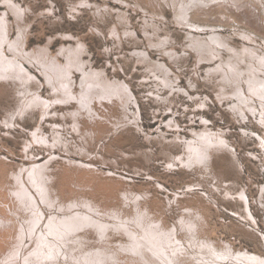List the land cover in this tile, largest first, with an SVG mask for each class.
Wrapping results in <instances>:
<instances>
[{"label": "rangeland", "instance_id": "rangeland-1", "mask_svg": "<svg viewBox=\"0 0 264 264\" xmlns=\"http://www.w3.org/2000/svg\"><path fill=\"white\" fill-rule=\"evenodd\" d=\"M10 1L0 0V16L6 19L0 27V52L9 57L3 60L5 69H0V187L9 186L14 191L18 183L24 182L30 184V192L37 197L28 180L30 165L36 160L45 164L43 173L49 176L45 179L54 194L53 208L45 207L39 199L47 217L51 213L61 216L64 211L58 209L60 203L80 198L117 208L128 204L127 214L140 208L143 215L157 222L156 227H170L179 236L184 220L202 219L206 223L202 229L211 239L263 255L261 237L247 228L250 223L242 218L246 213L238 198L242 187L249 200L258 198L257 186L264 184V162L248 154H260L254 147L256 137L249 133H261L263 126L252 115L253 122L244 120L229 109L232 102L216 96V84L205 80L206 65L198 63L191 49L183 50L189 43L187 28L176 24L172 7L161 1L160 8L155 0H148L144 8L137 6L143 0H124L130 5L117 0ZM119 10H123L121 14ZM257 22L262 23V18H257ZM223 26L220 31L225 35L234 33L230 25ZM252 30L262 44L264 34ZM157 36L167 38V47L182 54L184 58L178 64L152 45ZM233 38L240 46L241 39L234 35ZM8 42L35 53L43 61L40 55L45 60L54 56L60 63L66 61L59 53L61 46L81 44L80 56L87 69L100 70L109 82L118 79L130 86L129 109L121 107L119 97L111 96L109 100L92 102V114L75 117L76 102L51 101L49 114L41 116L40 106L29 104L30 98L37 92L50 100L59 90L46 82L37 63L25 62L20 53L16 57ZM138 50L150 55L145 57ZM14 57L26 63L27 69H22L20 75L16 73L18 60ZM153 59H161L168 69L155 68ZM70 69L79 84L81 73ZM163 78L170 80L174 89H188L191 96L170 90ZM36 127L42 129L36 132L41 141H35L31 133ZM243 129L249 131L245 133ZM204 131L214 142L223 140L218 147H226V151L218 150L214 144L207 167L203 163H184L188 145L204 138ZM240 165L241 172L236 169ZM2 193L1 200L7 196V192L4 196ZM80 205L68 203L66 212H90ZM262 207L252 205V211L259 227L255 230L264 233Z\"/></svg>", "mask_w": 264, "mask_h": 264}, {"label": "bare ground", "instance_id": "bare-ground-1", "mask_svg": "<svg viewBox=\"0 0 264 264\" xmlns=\"http://www.w3.org/2000/svg\"><path fill=\"white\" fill-rule=\"evenodd\" d=\"M3 1L11 3L10 0ZM117 1L120 4L130 5L124 0ZM155 1V5L160 8L162 7L161 1L171 6L175 14L176 24L187 28L185 34L189 43L183 50L185 51L186 48L191 49L198 58V63L206 65L207 77H205V80L213 81L216 84V96L221 100L232 102L229 104V109L240 115L244 120L247 118L249 122H253L250 116L252 115L264 129V37H261L263 39L262 44L258 43V35L252 30L255 28L258 32L264 34V0ZM142 3H138L137 6L144 8V4H147L148 0H143ZM87 4H89V1ZM104 7L107 6L104 5ZM121 11L123 10H119L120 14ZM16 14H20L19 9ZM259 16L262 18V23L257 24V18L260 20ZM5 22L6 19L0 16V27ZM239 22L248 25L246 27L237 24ZM223 25L233 27L234 33L232 35L222 33L220 29L225 28ZM126 31V33H131V31ZM233 35L241 39L240 46L236 43ZM147 36L149 39V33H147ZM157 37V42L152 45H155L161 53L172 58L173 63L178 64L184 58L182 54L175 51L173 47H167V38ZM8 43L15 52L16 57L20 53L25 62L37 63L42 69L41 74L46 82L59 90L58 94H55L50 100L42 98L41 94L39 95L37 92L30 98L29 104L40 106L41 116L45 115L46 112L49 114L47 110L51 106V101L76 102L75 117L86 112L92 114V102L102 101V99L109 100L111 96L119 97L122 100L121 107L126 106L129 109L128 102L132 97L130 86L118 79L109 82L100 70L87 69L84 65L86 62L80 56L81 44L61 46L59 53L65 56L66 61L60 63L54 56L45 60L46 57L40 55L44 59L43 61L41 58L35 57V53L21 50L18 44ZM184 51L183 53H185ZM137 53H142L145 57L150 55L145 50H138ZM16 57L14 58L18 61L15 69L17 70L16 73L20 75L19 72L23 71L22 69H27L24 67L26 63L19 61ZM7 59L9 57L7 55L4 57L3 53L0 52V69H5L6 62L3 60L6 61ZM160 60L155 61L153 59L151 61L152 66L168 69L165 63ZM3 65L5 66L3 67ZM70 68H74V70L81 73L79 84L78 79L74 78L73 70ZM23 73L30 76V78L34 77L28 71ZM163 82L168 83L166 86H170V90H178L191 96L188 89L185 90V88L179 86L174 89L175 86L171 87L170 80L166 81L165 78H163ZM195 96L197 95L195 94ZM162 98L167 99L166 96H162ZM208 100L210 99L208 98ZM175 127L179 128V125L177 124ZM38 129L42 131L41 127H36L31 132L33 137L36 138L35 141L39 139L38 134H36ZM243 131L246 133L249 129H243ZM198 132L196 131L195 135ZM207 133L204 131V138L188 145L184 163L188 165L203 163L207 167L211 151L215 149L214 144H217L216 147H218L224 143L223 140L214 142L213 139L207 136ZM261 133L250 131V136L256 137L255 140L257 141L254 147L260 150V152L258 151L260 154L254 151L248 152V154L254 157L252 159L258 161L261 159L264 162V131ZM221 138H223L222 135ZM221 147L217 149L220 150ZM223 150L226 151V147ZM44 167L45 164L38 163L35 160L30 165L31 169L27 168L30 169L28 170V172L30 171L28 180L36 189L37 197L30 192V184L24 182L18 183L14 191L9 186L0 187V197L1 192H7L6 198L0 199V264H264V254L257 255L252 251H248V249H235L230 242L215 241L211 239L212 237L206 236L208 235L207 232L202 229L203 224L206 223L201 218L198 221L184 220L182 223L184 229L181 236H179L173 229H168L170 227H156L157 222L151 221L146 215H143L140 208L127 214L126 211L129 212L128 204L126 208L123 206L117 208L96 204L91 200L82 198L60 203L58 209L63 210V214L59 216L51 213L47 217L39 199L45 207L53 208L54 194L48 184L49 176L43 173ZM261 167L264 168L263 165ZM233 168L235 167L233 166ZM238 168L236 167L240 171L241 165ZM46 177L48 179H45ZM232 182L237 183L235 180ZM258 185V198L252 197L249 200L243 187L238 191V198L244 203L246 214L242 218H246L247 222L250 223L247 228L254 229L256 234L261 237L260 244L264 249V233L261 232V229L255 230L259 227L257 218L255 219L252 211V205L264 207V184ZM235 194H237V191ZM233 197L235 198V196ZM68 203L71 206L82 204L80 206L88 207L90 212H83L78 209L73 213L66 212ZM84 211L86 210L84 209ZM239 216L242 215L239 214ZM43 225H45L44 228H42ZM10 237H12L11 240ZM6 242L8 246L5 247Z\"/></svg>", "mask_w": 264, "mask_h": 264}]
</instances>
